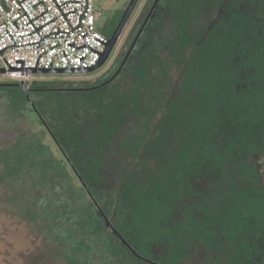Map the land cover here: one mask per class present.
Wrapping results in <instances>:
<instances>
[{"label": "trees", "instance_id": "obj_1", "mask_svg": "<svg viewBox=\"0 0 264 264\" xmlns=\"http://www.w3.org/2000/svg\"><path fill=\"white\" fill-rule=\"evenodd\" d=\"M262 7L159 0L113 78L33 83L32 105L0 86L12 126H39L0 150L13 215L44 244L31 264H264Z\"/></svg>", "mask_w": 264, "mask_h": 264}, {"label": "built area", "instance_id": "obj_2", "mask_svg": "<svg viewBox=\"0 0 264 264\" xmlns=\"http://www.w3.org/2000/svg\"><path fill=\"white\" fill-rule=\"evenodd\" d=\"M95 0H0V61L8 78L29 85L30 70H80L98 64L108 38Z\"/></svg>", "mask_w": 264, "mask_h": 264}, {"label": "rangeland", "instance_id": "obj_3", "mask_svg": "<svg viewBox=\"0 0 264 264\" xmlns=\"http://www.w3.org/2000/svg\"><path fill=\"white\" fill-rule=\"evenodd\" d=\"M148 1L139 0L133 14L122 30L112 53L100 69L87 74H35L29 85L33 86V83H47L62 88L71 87L69 85H88L98 82L119 61L120 55L125 51L132 33L140 24ZM129 2L130 0H95L96 10L101 14L97 21L98 30L101 31L107 24L111 23L112 17L117 12L123 11ZM1 68L2 63L0 61ZM0 84L19 83L14 82L4 74H0ZM31 117L34 119L35 124L26 118L17 120L15 125L12 126V122L8 120L5 113L0 112V150L5 147L4 142L9 139L11 127H15L20 131L28 130L31 127H33L34 131L39 129L34 115L31 114ZM45 140H48L47 136ZM2 173L3 164L0 158V176ZM7 190L5 184H0V264H31L37 254L44 250V244L31 227L20 222L13 215L12 208L7 202Z\"/></svg>", "mask_w": 264, "mask_h": 264}, {"label": "water", "instance_id": "obj_4", "mask_svg": "<svg viewBox=\"0 0 264 264\" xmlns=\"http://www.w3.org/2000/svg\"><path fill=\"white\" fill-rule=\"evenodd\" d=\"M138 2H139V0H130V2L128 3L127 7L123 10V13H122L121 17H120V19H119V21H118V23H117L112 35H111V37L108 40V44L106 46V49H105L100 61L98 62V64L96 66H94V67H92L90 69H80V70H49V71L30 70L29 72L34 73V74H87V73H93V72L97 71L98 69H100L105 64V62L109 58L110 54L112 53L113 48H114L115 44L117 43V41H118V39H119V37H120V35L122 33V30L124 29L125 25L127 24V22L129 21L131 15L133 14ZM158 2H159V0H155L154 1L150 11L148 12V14H147L142 26L140 27V29H139V31H138V33L136 35V38H135L134 42L132 43L129 51L127 52V54H126L123 62L121 63L118 71L120 70V68L124 64L129 52L131 51V49L134 46L136 40L138 39L139 35L141 34L143 28L145 27V25H146L148 19L150 18V16L152 15V13H153L156 5L158 4ZM118 71H117V73H118ZM4 73H5V71L3 69H0V74L3 75ZM106 82H104V84ZM0 86H16V87H19L23 91V93L26 96V98H27L28 102L30 103V105H32V101H31V99L28 96L29 87H28L27 84H24V83H19V84H0ZM33 109L36 112L34 107H33ZM36 114L39 117V119L42 121V123H44V126L47 128V126H46L43 118L40 116V114L38 112H36ZM97 207H98L99 213L101 214V216L103 217V219L105 221L106 226L108 228H110L116 235H118L120 237L121 241L129 248V250L132 253L136 254L135 251L132 249V247L129 245V243L112 226L111 222L108 220V218L106 217L104 212L101 210V208H99V206H97ZM136 256L139 257L142 260L148 261L147 259H145L144 257L139 256L138 254H136Z\"/></svg>", "mask_w": 264, "mask_h": 264}, {"label": "flooded vegetation", "instance_id": "obj_5", "mask_svg": "<svg viewBox=\"0 0 264 264\" xmlns=\"http://www.w3.org/2000/svg\"><path fill=\"white\" fill-rule=\"evenodd\" d=\"M155 1V0H154ZM259 2L262 4V8L264 9V0H259ZM154 3V2H153ZM153 5V4H152ZM152 7V6H151ZM151 9V8H150ZM146 18V17H145ZM145 20V19H144ZM144 22V21H143ZM143 24V23H142ZM142 24L139 26V28H138V31H139V29H140V27L142 26ZM144 29V28H143ZM138 31H137V33H138ZM143 31V30H142ZM137 33H136V35H137ZM142 33V32H141ZM136 35H135V37L133 38V40L131 41V43H130V45L128 46V47H126V49H125V51L120 55V59H119V61L118 62H116L114 65H113V67H112V69L106 74V75H104L102 78H104V77H107L111 72H113V75H112V77L111 78H113L114 77V75L117 73V71H118V69H119V67H120V65H121V63L123 62V60H124V58H125V56H126V54H127V52L129 51V49H130V47H131V45H132V43L134 42V40H135V38H136ZM141 35V34H140ZM140 35H139V37H140ZM138 37V38H139ZM138 40V39H137ZM137 40H136V42H137ZM136 42H135V44H136ZM135 44H134V46H135ZM127 45H128V43H127ZM134 46L132 47V49L134 48ZM132 49H131V51H132ZM131 51L129 52V54H128V56L130 55V53H131ZM128 56H127V58H128ZM127 58H126V60H127ZM125 60V61H126ZM125 63V62H124ZM124 65V64H123ZM122 65V66H123ZM122 68V67H121ZM121 68H120V70H121ZM119 70V71H120ZM118 71V72H119ZM118 74V73H117ZM116 74V75H117ZM115 75V76H116ZM106 82V81H105ZM259 172H260V179H261V184H262V186H263V190H264V152L261 154V156H260V162H259ZM151 262V261H150Z\"/></svg>", "mask_w": 264, "mask_h": 264}]
</instances>
